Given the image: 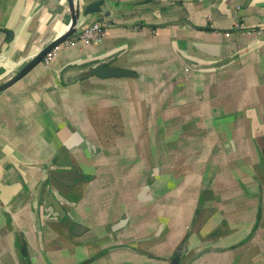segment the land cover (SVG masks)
I'll list each match as a JSON object with an SVG mask.
<instances>
[{
	"label": "crops",
	"instance_id": "0c3cea01",
	"mask_svg": "<svg viewBox=\"0 0 264 264\" xmlns=\"http://www.w3.org/2000/svg\"><path fill=\"white\" fill-rule=\"evenodd\" d=\"M101 8L76 30L105 21L100 42L58 48L0 93V264H170L187 232L180 264H264V0ZM70 22L64 0H0V83ZM106 55L138 76L60 84ZM39 165L88 176L47 179L63 219L35 210Z\"/></svg>",
	"mask_w": 264,
	"mask_h": 264
},
{
	"label": "water",
	"instance_id": "95a60500",
	"mask_svg": "<svg viewBox=\"0 0 264 264\" xmlns=\"http://www.w3.org/2000/svg\"><path fill=\"white\" fill-rule=\"evenodd\" d=\"M67 6L69 16L71 19L70 26L68 30L63 33L61 36L47 44L36 56H34L31 60H29L25 65H23L12 77L7 79L6 81L0 83V93L3 92L5 89L13 85L16 81L21 79L24 75H26L35 65L41 62L46 54L50 52L54 47L58 44L65 41L69 36L77 30V23L80 17L92 14L94 12H102L101 5L103 0H98L92 2L85 7L81 8L77 1L75 0H64ZM108 15L109 12H106ZM113 59L112 55H106L101 58H90L86 60H82L80 62H74L66 64L59 73V82L61 85H68L80 79L90 77V76H97L100 78H108V77H137L138 74L136 72L125 70L119 68L117 66L111 65V61ZM188 65H195V68H199L196 64L191 62L190 60L186 61ZM223 62H216L211 64V66H219ZM210 66V67H211ZM43 168V176L39 181L35 194H34V207L35 210L38 209L39 201L42 198V209L46 210L47 212H52L58 216L59 219H63L66 215L64 207L62 206L61 196L57 194L48 184L47 179L49 176L55 178L56 180L62 182L65 185H71L76 181L87 179L88 176L79 172L78 170L68 167H53V168H45L42 165H39ZM47 182V183H46ZM45 195L43 197V193ZM38 219V218H37ZM39 222V219L37 220ZM39 226V225H38ZM83 226L79 224H75L73 230L76 233H80ZM39 229V227H38ZM188 232L183 236L179 244L176 246L171 264H179V260L184 256V248L187 239ZM20 247L22 256H25L24 249H23V242L20 240Z\"/></svg>",
	"mask_w": 264,
	"mask_h": 264
},
{
	"label": "built area",
	"instance_id": "2783aa9c",
	"mask_svg": "<svg viewBox=\"0 0 264 264\" xmlns=\"http://www.w3.org/2000/svg\"><path fill=\"white\" fill-rule=\"evenodd\" d=\"M107 28V23L102 20H96L92 24L84 27L83 29L73 33L65 41L58 44L44 57V61L47 62L60 47H74L78 42L85 44L98 43L101 41Z\"/></svg>",
	"mask_w": 264,
	"mask_h": 264
},
{
	"label": "trees",
	"instance_id": "16d2710c",
	"mask_svg": "<svg viewBox=\"0 0 264 264\" xmlns=\"http://www.w3.org/2000/svg\"><path fill=\"white\" fill-rule=\"evenodd\" d=\"M24 252L26 254L25 248H24ZM171 261H172V259H171ZM180 261H181V259L179 260V264H180ZM22 264H31V263H30V261L27 258H25V259L22 260ZM170 264H171V262H170Z\"/></svg>",
	"mask_w": 264,
	"mask_h": 264
},
{
	"label": "flooded vegetation",
	"instance_id": "af4514ba",
	"mask_svg": "<svg viewBox=\"0 0 264 264\" xmlns=\"http://www.w3.org/2000/svg\"><path fill=\"white\" fill-rule=\"evenodd\" d=\"M24 249V248H23ZM25 253V252H24Z\"/></svg>",
	"mask_w": 264,
	"mask_h": 264
}]
</instances>
